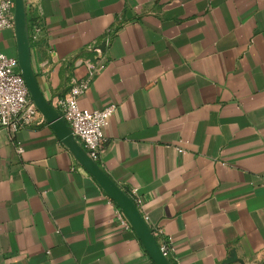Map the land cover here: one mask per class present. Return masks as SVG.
<instances>
[{
	"label": "crops",
	"instance_id": "0c3cea01",
	"mask_svg": "<svg viewBox=\"0 0 264 264\" xmlns=\"http://www.w3.org/2000/svg\"><path fill=\"white\" fill-rule=\"evenodd\" d=\"M26 2L54 104L103 52L79 97L117 106L97 162L171 262L264 264V0ZM0 48L18 56L15 30ZM110 198L46 120L0 129V264H155Z\"/></svg>",
	"mask_w": 264,
	"mask_h": 264
},
{
	"label": "built area",
	"instance_id": "2783aa9c",
	"mask_svg": "<svg viewBox=\"0 0 264 264\" xmlns=\"http://www.w3.org/2000/svg\"><path fill=\"white\" fill-rule=\"evenodd\" d=\"M29 28L31 44L41 41L43 26L39 19L31 20ZM7 29L15 30V0H0V34ZM94 49L93 58L84 60L89 68L88 77L74 82L70 94L58 98L54 105L89 155L98 161L104 151L105 129L117 106L112 104L102 109L90 110L79 105V97L87 92L91 80L106 67V58L101 49ZM43 121V114L31 100L18 57L7 55L0 48V129L15 133ZM19 151H23L22 146H19ZM110 201L114 202L112 198ZM116 212L121 223L127 228L131 227L124 212L120 208H117ZM161 248L169 257L168 245L161 244Z\"/></svg>",
	"mask_w": 264,
	"mask_h": 264
},
{
	"label": "water",
	"instance_id": "95a60500",
	"mask_svg": "<svg viewBox=\"0 0 264 264\" xmlns=\"http://www.w3.org/2000/svg\"><path fill=\"white\" fill-rule=\"evenodd\" d=\"M15 32L18 43L19 66L29 88L31 100L37 105L44 119L51 124L59 138L72 151L79 163L96 178L105 192L124 212L155 264H173L162 251L153 228L147 222L133 196L117 184L101 165L89 155L73 133L70 125L62 117L60 111L45 96L33 64L26 0H15ZM233 262L245 264L244 260L237 258L235 254L231 259L226 260L228 264Z\"/></svg>",
	"mask_w": 264,
	"mask_h": 264
},
{
	"label": "trees",
	"instance_id": "16d2710c",
	"mask_svg": "<svg viewBox=\"0 0 264 264\" xmlns=\"http://www.w3.org/2000/svg\"><path fill=\"white\" fill-rule=\"evenodd\" d=\"M29 23L31 22V17L28 15Z\"/></svg>",
	"mask_w": 264,
	"mask_h": 264
}]
</instances>
